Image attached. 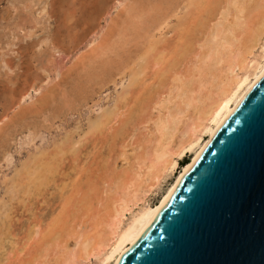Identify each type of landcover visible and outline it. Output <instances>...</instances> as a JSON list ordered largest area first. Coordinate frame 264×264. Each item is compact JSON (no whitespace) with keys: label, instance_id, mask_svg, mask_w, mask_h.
I'll list each match as a JSON object with an SVG mask.
<instances>
[{"label":"bare ground","instance_id":"6f19581e","mask_svg":"<svg viewBox=\"0 0 264 264\" xmlns=\"http://www.w3.org/2000/svg\"><path fill=\"white\" fill-rule=\"evenodd\" d=\"M179 3L180 0H154L153 3L150 1L147 7H140L138 2L136 3L137 6L129 4L128 7V4H123L122 1L124 7L121 6L122 9L115 14L116 16L111 17L106 30L103 31L102 35H99L98 41L93 43L92 47L90 45L89 49L85 48L87 50L78 56L77 61H80L77 66L81 70L78 72L77 69L79 68H75V72L78 73L73 72V75L84 76L77 75V77H81L80 79H85L80 86L85 92L88 86L85 84H87V80L90 82L93 76L104 77L105 75L108 77L107 74L108 72L110 74L111 71L109 70L114 65L120 69L129 64L127 61L131 59L126 61L123 51V46L127 45L125 43L128 42V36L136 42L141 41L140 45H143L139 56H137L138 59L134 62L129 61L132 64L128 65V74H124L127 82L118 93L114 105L103 109L95 118L89 119L86 133L110 130L109 135L112 133L115 135V133L128 130L127 128L131 124L136 128L140 122L139 119H144L145 124L153 120L152 126L148 127L143 124V128L146 129H144L146 132L143 134L144 139H142L141 133L140 140L143 141L137 140L139 149H134V154L131 151V159H127L129 157L126 155V150H121V154L118 152V156H124L125 162L123 161L122 168L119 169L120 166L116 165L115 160H113L114 157L112 162L110 155H108L109 157H106L104 162L110 168L107 163L108 158H110L108 162H112L111 173H107L106 176L98 178L96 181V178H92L94 182L91 184L92 181H88L91 178H87V175L89 176L87 171L90 170L87 169L86 165L91 161L90 167L96 162L93 159L97 158L96 155L99 152L96 150L98 147L96 148L94 145L98 144L97 140L100 136L98 137L96 134L97 139L96 136L92 137L93 134L88 133L91 136V141L94 140L93 138L97 141V143L95 141L90 142V146L94 142L96 143L93 145L95 147L93 150L97 153L94 151L95 155L91 151L92 147H90L91 156L94 158H89V161L87 156L85 158L86 164L83 163L80 166L81 170L87 169V171L84 170L86 171L84 173L87 174L86 189L84 187L86 184L84 182L85 176L80 175L78 178L77 175L75 187L64 197L62 207L60 206L62 211L53 213L45 226L38 225L29 231L21 246H17L15 241L6 236L12 242L9 244L11 246L9 249L6 247L9 245L5 240L4 249L8 248L9 250L6 251L7 255H5V250L2 249L3 255H0L5 257L4 260L7 258L9 261L14 257L12 261L17 260L14 261L17 262L16 264H117L122 255L153 220L159 208L174 190L184 171L197 157L217 127L231 113L255 81L263 75L264 0H189L187 7L190 8H188L189 13H194V15L191 14L195 16L194 21H191L192 16L187 17L185 15L187 19L191 17L188 22H184L181 18L177 23L178 29L174 27L175 30H179L178 34L181 33L180 36L174 35V42L172 41L171 46L167 45L168 42H166L165 46L160 47L161 39L155 38L154 31L162 28L167 23L168 17H172V14L174 15L178 11ZM71 18L73 19V17ZM176 37L177 39H175ZM62 49L59 48V50ZM91 59H93L92 62H90ZM123 62L124 64L121 65ZM9 64L7 66L10 69ZM88 64L89 67H87ZM73 66L71 67L72 70ZM81 71L85 73H81ZM72 76L70 77L72 78ZM140 85H142V90L139 89L141 90L140 93L139 90H136L137 95L133 89L140 88ZM45 91L28 105L19 106L18 104L19 110L15 109L18 112L14 113L13 110L12 115H8L7 119H24L28 114L44 109L41 106L44 102L51 100L49 95L54 90L48 88ZM131 92H134L133 96L135 94L137 100L130 104L125 101L127 105H122L123 99L131 96ZM63 93L64 91L61 90V94L67 96L66 93ZM73 93L74 91L71 92V94ZM21 96L19 97L21 98ZM133 96L129 99H133ZM24 97L25 95H23ZM23 98H21L22 101ZM37 103H41V106H38ZM153 109H156L155 113H153ZM12 122V127L16 126V121ZM8 123L6 124L8 125ZM3 124L0 125V141H4L5 136L3 135H6L5 142H7L8 132H5L6 124ZM119 137L118 135L117 138ZM123 138L125 139L124 136L122 139L119 138V144ZM135 139L139 138L135 137ZM87 140L89 142L90 137ZM104 140H101L104 144L98 146L102 147L106 144L108 146V143L112 141L108 142L107 140L106 142V139ZM3 141L0 143L2 148L3 144L5 145ZM79 142L81 141L78 140L77 143L70 141L66 150L77 149L76 145ZM84 143L82 149L88 145V143ZM123 145L125 148V143ZM58 146H60L59 150L56 152L53 150L49 155L47 150H42L40 153H33L27 158L22 164V173L25 177H22V173L19 172L18 174L22 179L20 180L21 177L18 178V176L16 179L17 183L19 180L22 182L24 178L26 179L23 181L25 184L21 183V188L25 185L26 188L24 189L28 190L29 187H39L49 182V174H54L60 164L61 159L58 158V155L63 153L62 143ZM108 147L111 148V145L109 144ZM108 147L103 146V148L109 149ZM82 149L81 151L86 157L88 151L84 152L85 149ZM111 150L114 149L111 148ZM44 153L45 155H43ZM187 153L191 154L190 160L177 172L180 160ZM170 177H172L171 182L164 188V183ZM17 183L15 185H18ZM77 185L80 188H77ZM82 186L84 192L81 190ZM16 188L20 191V186ZM158 193L161 194L158 201L154 203L152 197ZM4 205L1 204L0 206V222L3 225L8 217V213L6 214L7 207ZM68 206L72 208L70 209ZM2 242L3 240L0 238V244L4 246ZM3 258L1 257V259ZM12 261L11 264H15Z\"/></svg>","mask_w":264,"mask_h":264},{"label":"rangeland","instance_id":"374dc122","mask_svg":"<svg viewBox=\"0 0 264 264\" xmlns=\"http://www.w3.org/2000/svg\"><path fill=\"white\" fill-rule=\"evenodd\" d=\"M122 1L123 4H128V7L129 4L137 6V2L140 3V5L138 4L140 7H147V4L150 1L152 3L154 2V0H0V125L8 123V115H12L13 112H18L16 111L19 110V107L17 106L18 104L19 106L22 104L28 105L30 102L36 100L37 97L41 96L43 91L46 92L45 90L48 88H52L55 91V93L54 91H50L51 94L49 97L51 98V102L46 101L42 106L40 105L41 103H37L38 106H41V108L44 109L38 110L37 112L33 111L35 114H28L26 117L27 119H10L9 123H11H8V125L6 124L5 126V132H8V141L5 142L6 135H3L5 136V140L0 141V143L2 141L5 142V145L3 144V148L0 147V206L1 204H5L6 206H4L7 207L6 214L8 213V217L4 225L0 222V238L3 240L2 243H4V246L3 244H0L3 246H0V254L2 255L3 250H5V255H7L6 251L11 249L9 244L12 240L15 241L17 246H21L26 240L29 231H32V229L36 228L38 225L45 226V224L50 221L53 213L55 214L59 210L62 211L61 207L64 197H66L67 194H69L68 192H71L75 187L76 179L80 178V175H83L85 176L84 182L86 183L87 174L84 172H86L87 169L90 170V173L87 171L89 174V176L87 175V178H91L88 180L92 181L90 182L91 184L94 182L92 178H96V181L98 178L106 176L107 173H111V163L113 160H115L116 165L120 166L119 169L122 168L121 165L125 162V160L124 156H118L120 151L123 149L124 151L126 150V155L129 157L127 159H131L132 152L134 154V149H139L138 143L143 141L140 140L141 136L146 133V129L143 128V126H152L153 120H150V122L145 124L144 119H139L140 122L138 121V124L141 123L142 125L137 124V130L135 126H131V124L127 128L128 130L124 131L126 133L122 132V134L119 132L115 133V135L112 133L114 137H112V134L109 135V133H111L109 132L110 130L103 132H88L93 134L92 137L96 136V134H98V137L100 136L99 140H97L98 138L96 136V140L98 141L97 145H94L95 142L97 143L95 138H93L94 140L92 139L95 141L93 145L96 146V148L98 147L96 150L100 154L93 150L95 147H93L92 144V146H90V142L92 143L93 141H91V136L86 133V131H88V120L98 116L103 109L114 105L118 93L123 89L125 82H127L126 78H124V74H128V65L132 64H130L129 61L134 62V60L138 59L137 56H139L138 54L141 46L143 45H140L141 41L136 42L128 36V42L125 43L128 47L127 45L123 46V51L125 53L124 55L126 61L131 59L127 61L129 64L127 66L124 65L125 68L120 66V69L119 67L116 68L115 65H112L113 67L109 70L111 71L110 74L109 72V75L107 74L108 77H105V75L104 77L100 76L101 78L93 76L91 78L92 80L90 79V82L87 80V84L85 85L88 86L86 89L84 87L86 90L85 92L80 88L85 79L83 80L80 79L81 77H77L78 74L73 75V72L76 71L74 69L79 68V66H77L80 61H77L78 56H81L83 52L89 49L90 45L92 47V45L98 41L100 38L99 35H102L103 31L106 30L105 28L111 21V17L116 16L115 14L121 10L122 7H124ZM134 2L136 3L134 4ZM187 4H189V0H180L179 7L177 8L178 11L176 10L177 12H175L174 15L172 14V17H168L167 23H165L162 28L154 31L155 38L161 39V42L159 43L160 47L165 46L166 42H168L167 45L171 46L170 44H172V41L174 42L173 37H178L180 36L179 34H181L180 32L178 34L179 30H177V23L181 20V18H183L184 22H188L191 19L190 17L188 20L185 15H187V17L194 15V13H189L190 10H188L189 6L187 7ZM44 7L45 10L43 11ZM88 7L91 8L89 9ZM41 9L42 11H40ZM93 9L94 11H92ZM71 17H73V19ZM194 17L195 16H192L191 21H194ZM174 27L177 29L175 30ZM94 36L95 38H93ZM177 37L175 39H177ZM171 38L172 40H170ZM165 39L168 40L166 41ZM135 46L138 48L137 51ZM60 47L63 49L59 50ZM92 60L93 59H91L90 62H92ZM9 63L12 64L10 65ZM8 64L9 67H11L10 69L7 66ZM89 64L87 67L90 66ZM123 64L124 62L121 65ZM72 66L73 70L71 69ZM77 70L80 72L81 69L79 68ZM82 72L84 71H81V73ZM75 75L76 78L74 77ZM70 76H72V78ZM78 76L82 75L79 74ZM59 83L62 88L59 86ZM141 86L142 85H140V88L133 89L137 95V91L141 89ZM143 89L145 90V88ZM61 90L64 91L63 94L66 93L67 96L62 95ZM141 90L138 92L140 93ZM73 91L74 93L71 94ZM134 92L130 93L131 96H133ZM22 94L25 95L24 98ZM19 96L23 98V101ZM129 96L123 99V103L121 102L122 105L125 104V101H128L127 104H130L131 102L137 100V97L135 99V94L132 97L133 99H131L132 101L129 99L131 96ZM16 101L21 103H17ZM153 110V113H155L156 109ZM36 113L39 114L36 115ZM12 121H16V126L14 125V127H12ZM9 125H11L10 129ZM134 133L136 134L134 135ZM118 135L121 139L123 136L125 137V139L123 138L121 144H119L120 139L117 138ZM87 136L90 137L89 142L87 140L89 137ZM134 136L139 139H135ZM103 138L106 139V142L107 140L108 142L112 140L108 143V146L110 144L111 148L114 150L110 151L111 148L107 146L106 142V145L103 146H106L109 149L103 148V146H98L104 144V142H101V140L105 141ZM118 139L119 141H117ZM142 139H144V135ZM78 140L82 143H78H81L80 146H78V144L76 145L77 149L66 150L70 141L77 143ZM137 140H139L138 143ZM84 142L88 143V145H85L86 147L83 148L85 149L84 152L88 151L90 153L86 152V157H84V153L81 151V147H84ZM61 143L63 153L58 155V158L60 157L61 159L60 164L54 174H49V182L46 183V185L44 184L39 187H29L28 190L24 189L26 188L25 185L21 188V183L25 184L23 181L26 180L24 178V180L20 182L22 177H25L22 173V164L27 160V158H29L33 153H40L42 150H47L48 155L53 150L56 152L60 147L58 144ZM123 143H125V148L123 147ZM90 147H92L91 151H95L98 154L96 155L94 152L97 158L95 157V159H93L94 156H91V151L89 150ZM43 155H45V153ZM108 155H110L112 161L108 162L110 158L107 160L110 168L107 167L108 165L104 162V159L109 157ZM85 158H90L96 161L95 164L93 163L94 165L92 164V166L89 167V164L91 163L89 159L90 163L88 162L86 165L88 168L84 169L86 171L80 169V166L83 163L86 164L87 162L85 161ZM190 158L191 154L187 153L184 158L180 160L177 172L190 160ZM19 172L22 173V177L18 174ZM77 175L79 176L78 178ZM17 176L18 178L21 177L19 183H17L18 181L16 182ZM171 180L172 177L164 183L163 187L165 188ZM15 183L18 185H15ZM79 184L81 186V183ZM17 186H20V191L16 188ZM80 186L77 185V188H80ZM86 186L87 183L84 186L85 189ZM84 187L82 186L81 188L82 192L85 191ZM160 194L161 193H158L152 197V201L154 203L158 201ZM68 207L70 209L72 208L71 206ZM63 215L65 214L63 213ZM6 236L10 237L12 240H9ZM5 240L7 245H9L6 247L9 249H4L6 245ZM10 256H12V254H10ZM1 257L3 258V256L0 255V264H11V261L14 258L13 257L8 261L7 258L4 260L5 257L3 259H1ZM14 261L17 260L14 259ZM14 261H12V263ZM14 263L16 264L17 262Z\"/></svg>","mask_w":264,"mask_h":264},{"label":"water","instance_id":"95a60500","mask_svg":"<svg viewBox=\"0 0 264 264\" xmlns=\"http://www.w3.org/2000/svg\"><path fill=\"white\" fill-rule=\"evenodd\" d=\"M117 264H264V73Z\"/></svg>","mask_w":264,"mask_h":264}]
</instances>
